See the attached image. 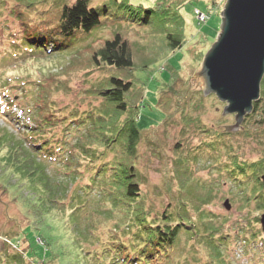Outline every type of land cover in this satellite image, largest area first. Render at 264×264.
Instances as JSON below:
<instances>
[{
  "label": "rangeland",
  "instance_id": "rangeland-1",
  "mask_svg": "<svg viewBox=\"0 0 264 264\" xmlns=\"http://www.w3.org/2000/svg\"><path fill=\"white\" fill-rule=\"evenodd\" d=\"M7 1L10 5L15 3L14 0ZM47 1L46 4L38 6L39 14L44 19L42 27L45 24L46 27L54 28L58 8L66 0ZM154 1L156 0H89L90 7L108 4L116 14L101 15L100 26L87 34L73 37L67 41L69 46L66 49L50 57H38L43 48L33 46L28 48L35 55L27 57L28 53H24L21 55L25 57L23 61L13 66L9 65L12 61L9 56H1L0 71L2 67L11 66L10 71L21 81H41V84L47 79H53L57 84L67 83L68 87H71L68 93H58L54 99L58 106L66 107V110L76 108L77 105H80L79 109L86 110L88 94L105 88L111 74L132 81V101L138 106L137 125L144 129L137 146L136 159L142 198L147 197L149 202L153 201L151 207L155 211L166 206L169 201L165 198L167 196L158 194V191L161 192L167 187L165 182L167 178L171 179L175 165L177 168L180 166V173L173 180L175 182L172 191L176 204L174 212L180 213L184 204L193 210L207 204L202 198L206 192L213 189L210 205L203 206L202 214L205 219H202L200 213L192 211V219L189 217L183 220L194 228V232L201 230L203 221H212L214 228L211 229L208 239L221 240L218 250L224 264H264V238L259 223L264 208L260 210L254 203L244 207L242 187L244 184L248 186L251 179L248 177L246 182L241 181L242 177L248 176V170L245 169V172L241 173L234 165L238 162L250 167L254 163L259 170L263 168L259 173H264V99L260 101L256 112L245 117L240 125L242 129L224 132L225 126L234 125L233 115L222 116L224 103L219 102L214 95L203 96L194 77L200 70L203 56L219 32L220 14L225 2L187 0L180 9L183 20V30L180 32L184 44L180 50L169 52L165 47V27L158 15L152 14L150 23L140 26L129 20L142 14L127 16V5L150 8L155 5ZM196 10L209 15L205 23H197ZM29 11H25V14L33 15L34 12L28 13ZM0 17L1 29L4 25L11 31L16 30V25L11 24L12 18L9 19L5 12H2ZM115 34L121 35L130 43L133 67L129 70L93 67L90 56L102 41L111 39ZM8 46L10 44L7 40H0V51H7ZM260 87V97H264L261 92L263 88ZM38 88L34 84L29 85L28 90L33 99L38 95ZM21 94V90L11 91V96L17 97L16 101H20ZM92 101L96 107L100 105L99 101ZM0 105V111L2 109L4 112H10L8 106L2 103ZM21 105H24L23 102ZM101 112H104V109H100ZM25 115L26 111L21 114L17 108H12L10 115L0 112V256L14 255L15 248L18 251L21 246L25 247L23 243H14L26 238L29 254L36 253L42 257L45 246L41 245L37 238L43 237L48 244L44 254L47 259L54 255L56 264H89L86 251L90 249V244H93L94 250L102 249V237L96 235L93 230L88 234V240L77 241L71 231L66 235L63 230L57 229L56 225L49 224L45 213L37 220L34 212L45 211L48 205L43 202V198L38 199L30 192L32 188L26 186L7 160L13 151L6 141L14 143L16 138L21 139V133L27 131ZM49 172L51 173V170ZM85 177L84 175V180ZM62 178L59 176L52 181L62 183ZM106 179L102 167L93 184L95 187L106 186ZM92 191H86L87 194L84 192L81 198L91 197ZM167 195L171 198L169 193ZM226 199L231 205L229 211L223 207ZM55 202L58 206L61 200ZM26 205L29 206L27 214ZM23 210L27 220L25 226H21L23 221L19 223L22 218L19 213ZM250 237H256V243L248 248L244 241ZM177 239L174 241L175 247L169 252H172L173 258L174 255H181L176 259L178 264H203L209 259L208 252H211L213 243L208 242L207 245L199 240L192 241L182 236V233ZM6 241L14 245L7 244L6 247ZM134 244L139 245V249L145 248L141 237L134 240ZM205 246L210 249L206 250ZM25 264H29L28 261Z\"/></svg>",
  "mask_w": 264,
  "mask_h": 264
},
{
  "label": "trees",
  "instance_id": "trees-1",
  "mask_svg": "<svg viewBox=\"0 0 264 264\" xmlns=\"http://www.w3.org/2000/svg\"><path fill=\"white\" fill-rule=\"evenodd\" d=\"M14 1L15 3L10 5L7 0H0V15L5 12L9 19L12 18L11 24L16 25L15 31L4 25L2 29L5 31L0 28V40H7L10 44L6 47L7 51H0V57L9 56L12 60L9 64L11 66L23 61L25 57L21 55L24 53L31 57L34 54L29 50L32 46L43 48L38 57L55 55L66 49L69 46L67 41L73 37L87 34L100 26L101 15L116 14L108 4L90 7L89 0H66L58 8L56 26L51 28L44 24L45 27H42L44 19L39 14L38 6L46 4L47 0ZM154 2L155 5L150 8L127 5V16L142 14L129 22L136 26L147 25L152 14L158 15L165 27V47L169 52L180 50L184 44L180 32L183 30L180 9L187 0ZM214 2L212 0V3ZM25 11L34 13L25 14ZM130 47L128 40L115 34L111 39L102 41L93 52L90 56L91 64L95 68L129 70L133 67ZM11 66L2 67L0 71V103L8 106L10 112L12 108H17L21 114L26 111L27 131L21 133V139L16 138L14 143L6 141L14 152L10 151L7 160L26 186L32 188L30 192L38 199L43 198V202L48 205L45 211L34 212L37 220L45 213L49 224L56 225L57 229L63 230L66 235L71 231L77 241L88 240V234L94 230L96 235L102 237V249L94 250L93 244H90L91 247L85 254L89 257V264H178L176 259L181 255H174L173 258L172 252L169 251L175 247L174 241L178 240L177 237L181 233L192 241L199 240L207 245L208 242L213 243L211 252H208L209 259L203 264H224L218 250L221 240L208 239L211 229L214 228L212 221H203L201 230L194 232V228L183 220L189 217L192 219V211L200 213L202 219H205L202 214L203 206L210 205L213 189L204 192L205 194L202 192V199H205L207 204L195 210L184 204L180 213L174 212L176 204L172 191L175 182L173 180L180 173V166L177 168L175 165L171 179L167 178L165 182L167 187L161 192L158 191V194L167 196L165 198L169 201L166 206L155 211L151 207L153 201L149 202L147 197L142 198L136 159L137 146L144 129L137 125L138 106L132 101V81L111 74L105 88L88 94L86 110L79 109L80 105L66 110V107L58 106L54 99L58 93H68L71 87H68L67 83L57 84L53 79H47L41 84V81H21L10 71ZM30 84L39 87L38 95L34 99L28 90ZM260 86L263 88L261 92L264 93V78ZM13 89L21 90V97L18 96L20 101H16V96H11ZM263 99L261 95L259 101L253 103L252 112L257 111ZM92 100L99 101L100 105L96 107ZM22 102L24 105H21ZM100 109H104V112L100 113ZM0 112L10 115V112H4L2 109ZM262 158L264 160V146ZM234 165L241 173H244L245 169L248 170V176L242 177L241 181L246 182L248 177L251 179L248 186L240 185L243 189L241 194L244 207L254 203L257 208L263 209L264 192L259 178L260 174H264L259 173L263 168L259 170L254 163L250 167L238 162ZM102 167L108 183L106 186L95 187L93 182H96ZM84 175L86 180L83 179ZM59 176L63 177L62 183L52 181ZM259 187L260 190H257ZM88 190H93L91 197L81 198ZM183 192L185 193L184 190ZM59 199L61 202L57 206L55 200ZM97 200L100 202H96ZM28 207L26 205V214ZM23 212L25 213V210L19 213L20 218L22 216L19 223L24 222L21 226L27 223ZM111 216L115 218L112 219ZM261 235L264 238L263 232ZM138 237H141L145 248L139 249V245L134 244ZM249 239L244 241L248 248L256 243V237ZM37 241L45 246L42 257L36 253L30 255L29 245L26 238H23L14 244L23 243L25 247L21 246L18 251L15 248L12 256L3 254L0 256V263L25 264L28 261L29 264H56L54 255L50 259L44 255L48 248L46 239L41 237L37 238ZM5 243L6 247L7 244L14 245L8 241ZM210 248L206 247V250ZM37 257L39 258L36 259Z\"/></svg>",
  "mask_w": 264,
  "mask_h": 264
},
{
  "label": "water",
  "instance_id": "water-1",
  "mask_svg": "<svg viewBox=\"0 0 264 264\" xmlns=\"http://www.w3.org/2000/svg\"><path fill=\"white\" fill-rule=\"evenodd\" d=\"M220 17L216 39L194 77L203 96L214 95L224 103L222 116L233 115L234 125L224 127V132H233L260 99L264 76V0H226ZM260 180L264 192V174ZM223 207L231 209L228 199ZM259 223L264 233V213Z\"/></svg>",
  "mask_w": 264,
  "mask_h": 264
},
{
  "label": "built area",
  "instance_id": "built-area-1",
  "mask_svg": "<svg viewBox=\"0 0 264 264\" xmlns=\"http://www.w3.org/2000/svg\"><path fill=\"white\" fill-rule=\"evenodd\" d=\"M216 3H222L226 0H215ZM209 15L198 10L195 11V20L198 24L205 23L208 20Z\"/></svg>",
  "mask_w": 264,
  "mask_h": 264
}]
</instances>
